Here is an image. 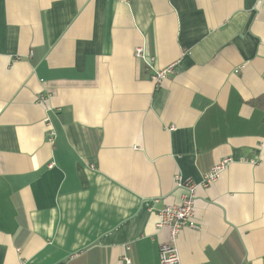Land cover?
I'll list each match as a JSON object with an SVG mask.
<instances>
[{
  "label": "crops",
  "instance_id": "crops-1",
  "mask_svg": "<svg viewBox=\"0 0 264 264\" xmlns=\"http://www.w3.org/2000/svg\"><path fill=\"white\" fill-rule=\"evenodd\" d=\"M177 176L181 264H264V0H0V264H160Z\"/></svg>",
  "mask_w": 264,
  "mask_h": 264
},
{
  "label": "built area",
  "instance_id": "built-area-1",
  "mask_svg": "<svg viewBox=\"0 0 264 264\" xmlns=\"http://www.w3.org/2000/svg\"><path fill=\"white\" fill-rule=\"evenodd\" d=\"M135 57L142 61L149 76L155 85L159 86L163 81L174 74L175 64L169 65L162 69L156 68V58L149 56L145 46L136 47L134 50ZM47 97H39L38 102L46 103ZM50 125V124H49ZM53 137V133H51ZM51 137V138H52ZM231 159L225 158L215 165L209 172L204 175L203 182L200 186L207 189L215 184L221 174L228 168ZM256 164V162H253ZM176 187L184 191L181 203L176 206H166L158 212V229H168V241L160 245L159 262L160 264H181L180 254L177 247V241L181 231L184 228H196L194 223L196 194L199 185L194 184L191 180H184L181 176L176 177ZM129 250V248H127ZM125 264H132L127 256L124 257Z\"/></svg>",
  "mask_w": 264,
  "mask_h": 264
}]
</instances>
